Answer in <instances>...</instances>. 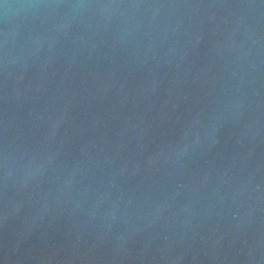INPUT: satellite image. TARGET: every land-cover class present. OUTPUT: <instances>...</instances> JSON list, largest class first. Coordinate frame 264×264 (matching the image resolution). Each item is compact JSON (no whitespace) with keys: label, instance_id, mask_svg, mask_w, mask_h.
Listing matches in <instances>:
<instances>
[{"label":"water","instance_id":"water-1","mask_svg":"<svg viewBox=\"0 0 264 264\" xmlns=\"http://www.w3.org/2000/svg\"><path fill=\"white\" fill-rule=\"evenodd\" d=\"M0 264H264V0H0Z\"/></svg>","mask_w":264,"mask_h":264}]
</instances>
